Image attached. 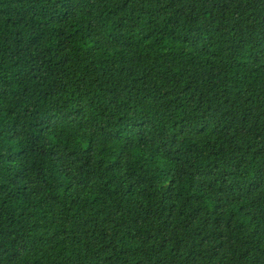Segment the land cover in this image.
I'll return each mask as SVG.
<instances>
[{
    "label": "trees",
    "instance_id": "trees-1",
    "mask_svg": "<svg viewBox=\"0 0 264 264\" xmlns=\"http://www.w3.org/2000/svg\"><path fill=\"white\" fill-rule=\"evenodd\" d=\"M0 264H264V0H0Z\"/></svg>",
    "mask_w": 264,
    "mask_h": 264
}]
</instances>
